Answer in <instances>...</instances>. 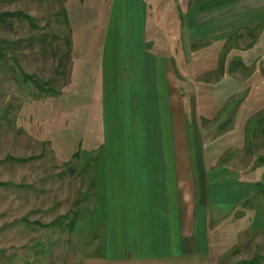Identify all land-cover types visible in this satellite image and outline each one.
<instances>
[{"label": "crops", "instance_id": "1", "mask_svg": "<svg viewBox=\"0 0 264 264\" xmlns=\"http://www.w3.org/2000/svg\"><path fill=\"white\" fill-rule=\"evenodd\" d=\"M94 1L87 42L76 45L71 26L68 38V85L79 82L89 93L94 118L86 127L95 144L90 193L101 243L80 264H264V193L255 167H234L215 149L223 136L218 142L213 126L202 129L198 94L209 87L199 91L198 70L183 54L204 42L221 48L233 34L240 41L263 33L254 28L264 21V0H160L154 11V0ZM263 46L255 40L239 48V70L262 60ZM250 73L237 80L247 87ZM245 111L247 122L264 114ZM204 135L211 136L207 151Z\"/></svg>", "mask_w": 264, "mask_h": 264}, {"label": "rangeland", "instance_id": "2", "mask_svg": "<svg viewBox=\"0 0 264 264\" xmlns=\"http://www.w3.org/2000/svg\"><path fill=\"white\" fill-rule=\"evenodd\" d=\"M157 1L149 3L150 10L154 11ZM95 2L82 0L79 6L78 0H0V38L4 40L0 55V264H80L101 252L90 193L95 144L86 127L94 118L87 105L89 93L79 82L72 80L69 86L67 78L70 26L72 41L85 44L92 12L97 10ZM259 36L251 33L239 41L233 34L221 48L204 42L190 52L184 48L183 54L198 70L194 79H199V91L202 85L209 87L205 95L198 94L202 129L213 126L211 132L218 142L223 136L215 149L224 152L234 167L245 163L255 167L262 196L264 122L259 119L264 110V75L260 73L264 58L261 61L259 56L255 64L241 70L235 65L240 60L239 48L255 40L264 44V37ZM177 44L170 49L176 60ZM249 72L253 74L247 87L237 82ZM222 73H231L232 81L218 83ZM190 84L184 82L183 89L188 90ZM236 89L232 97H222L223 90L231 95ZM250 107L260 113L247 122L245 110ZM203 138L207 151L211 136ZM257 140L262 147H257Z\"/></svg>", "mask_w": 264, "mask_h": 264}, {"label": "trees", "instance_id": "3", "mask_svg": "<svg viewBox=\"0 0 264 264\" xmlns=\"http://www.w3.org/2000/svg\"><path fill=\"white\" fill-rule=\"evenodd\" d=\"M254 29H256V31H260V30H263V33H259L258 35H260L258 38H262V37H264V21H262V22H260L258 25H256L255 26V28ZM4 40H2V41H0V55L2 54V52H3V50H4ZM258 56L260 55V52L257 54ZM261 55H262V60H263V58H264V46H263V49L261 50ZM261 60V61H262ZM235 65H238L239 66V63L238 64H235ZM260 68H261V66H260ZM237 82H239L238 80H237ZM234 85H236V83H234ZM237 85H238V87H239V83H237ZM232 86V85H231ZM238 92V89H236V90H234L233 92H232V94H231V97L235 94V93H237ZM230 103H227L226 105H229ZM225 105V106H226ZM260 116V115H259ZM261 117H264V114L263 115H261ZM261 117H260V119H261Z\"/></svg>", "mask_w": 264, "mask_h": 264}]
</instances>
